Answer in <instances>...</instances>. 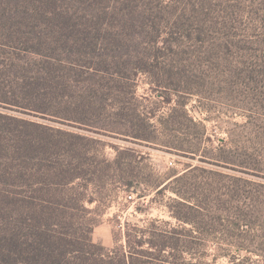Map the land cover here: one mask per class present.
<instances>
[{"label":"rangeland","instance_id":"1","mask_svg":"<svg viewBox=\"0 0 264 264\" xmlns=\"http://www.w3.org/2000/svg\"><path fill=\"white\" fill-rule=\"evenodd\" d=\"M161 5L168 22L154 20L155 42L140 36L133 42L134 61L157 58L153 71L132 80L96 78L93 93L68 98L81 99L75 110L61 105L62 119L0 106L28 122L11 120L0 133V221L19 196L52 208L84 197V211L52 216L95 220L93 241L106 247L123 244L124 235L137 229L147 237L151 230H175L195 237L197 248L183 254L184 264H264V0ZM144 29L148 34L155 28ZM181 109L188 120L177 115ZM143 118L154 142L133 139L120 128L132 119L138 129ZM20 134L26 135L24 148ZM116 147L131 149L122 167L114 163ZM76 173L92 177L86 189L80 176L68 182ZM183 173V180L157 192L159 184ZM172 187L202 198L196 221L201 228L173 217Z\"/></svg>","mask_w":264,"mask_h":264},{"label":"trees","instance_id":"2","mask_svg":"<svg viewBox=\"0 0 264 264\" xmlns=\"http://www.w3.org/2000/svg\"><path fill=\"white\" fill-rule=\"evenodd\" d=\"M161 8V0H0V106L55 114L62 119L61 105L66 102L70 110H75L81 99L76 103L68 98L77 92L83 96L91 90L93 93L96 78L116 74L132 80L138 73L153 71L159 66L157 58L147 56L134 61L133 42L139 36L142 40L147 38V44L155 42L158 30L154 20L162 17L168 22ZM144 27L155 29L143 34ZM154 84L157 87L159 83ZM178 105L171 109L170 116ZM137 110L136 119L140 120ZM181 110L177 115L187 119L185 110ZM173 119L174 116L170 121ZM11 120L28 124L25 119L0 112V133ZM143 120L138 129L132 119L128 121L130 127L120 128L133 139L152 141L147 132L151 123ZM32 125L44 128L35 122ZM25 138L20 134V148L28 146ZM131 155L129 147H116L114 163L122 167L124 159ZM77 174L68 182L80 176L86 189L92 177ZM175 175L166 184H159L162 187L157 192H163L171 181L179 182L187 174ZM171 190L176 194L172 198L175 209L170 207L173 217L201 228L196 221L204 211L202 198L190 197L179 187ZM80 198L70 199L72 205L59 203L52 208L43 201L35 203L19 196L15 209L0 221V264H184L183 254L190 250L194 254L197 248L193 235L186 238L175 230H151L147 237L139 229L133 236L127 232L123 244L106 247L93 241L91 234L98 224L95 220L52 216L54 212L84 211V197ZM93 201L87 199L89 203ZM190 213L194 217H189ZM145 244L149 248L144 249ZM166 250L168 255L164 254Z\"/></svg>","mask_w":264,"mask_h":264}]
</instances>
